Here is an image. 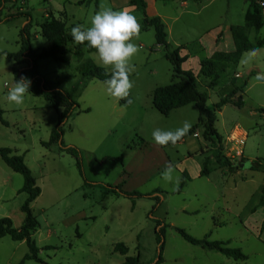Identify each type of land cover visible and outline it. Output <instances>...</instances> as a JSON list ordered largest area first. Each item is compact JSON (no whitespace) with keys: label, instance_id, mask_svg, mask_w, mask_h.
I'll list each match as a JSON object with an SVG mask.
<instances>
[{"label":"rangeland","instance_id":"rangeland-1","mask_svg":"<svg viewBox=\"0 0 264 264\" xmlns=\"http://www.w3.org/2000/svg\"><path fill=\"white\" fill-rule=\"evenodd\" d=\"M79 1L19 0L12 8L8 4L6 10L14 12L20 7L29 11L31 49L39 53L49 46L39 35V24L47 11L66 19L67 25L86 29L97 12L105 8L125 10L127 2L90 0L78 5ZM187 4L184 7L180 0H151L146 8L164 17L172 47L180 38L188 51L196 53V41L205 32L216 31L214 26L244 23L243 0H195ZM128 12L141 24L140 9ZM23 24V19L0 24V108L8 124L0 122V148L23 155L41 190L31 209L39 223L33 239L42 263L27 260L23 264H123L126 256L113 251L117 243L127 247L128 257L138 255L139 264H149L156 261L162 242L160 264H264V207L260 205L264 187V81L255 79L258 73H264V47L256 50L248 62L244 58L250 52L243 54L239 64L229 66L215 87L210 86L209 79L197 75L199 91L208 96V108L224 98L233 84H246L242 93L244 106L238 109L227 104L217 114L214 127L222 137L221 145L205 141L199 126L195 134L162 147L153 141L152 132L175 131L184 122L190 123L192 129L197 125L198 110L189 104L162 116L153 108V91L173 82V68L163 48L155 44L153 30L140 32L132 41L139 48L130 62L134 66L129 77L133 82L129 97L132 103L124 104L110 96L105 83L88 80L77 98L79 108L61 127L63 144L81 151L84 178L96 186L84 183L75 159L58 144L42 146L57 119L47 101L29 93L20 106L6 100L8 90L15 84L13 70L25 66H17L6 57L19 52ZM249 38L252 42L263 39L264 26L258 32L251 30ZM198 56L193 54L184 69L198 70ZM64 58V62L37 60L38 73L63 90L81 79L78 64L88 59L102 67L95 53H85L81 61L73 53ZM237 74L240 77L234 78ZM217 154L233 168L219 165ZM206 160L209 175L200 177ZM256 160L262 169L254 171L250 163ZM166 167L173 169L171 181L162 178ZM8 172L12 173L0 159V219L9 218L16 227L23 223L20 208L26 194L20 191L22 176L12 173L14 177L8 180ZM183 176L184 184L178 191ZM108 186H121L123 191L138 192L143 197L136 199L132 207L131 200L107 193L103 187ZM157 222L164 226L163 238L155 232ZM177 229L197 240L207 237L210 242L228 243V248L239 249L247 260L234 261L191 245ZM27 253L26 246L12 254L11 248L5 246L0 249V264H20Z\"/></svg>","mask_w":264,"mask_h":264},{"label":"trees","instance_id":"trees-1","mask_svg":"<svg viewBox=\"0 0 264 264\" xmlns=\"http://www.w3.org/2000/svg\"><path fill=\"white\" fill-rule=\"evenodd\" d=\"M19 0H0V24L10 22L15 19H23L24 24L19 32L20 50L15 54H6L8 59H12L15 65H25L23 68L13 70L14 82L21 77H27L30 82L29 94L32 96H40L47 101L57 114V122L50 133L49 140L41 143L42 146L48 148L51 145L58 144L60 149L73 157L76 162V167L81 174L86 185L91 184L84 178L82 168V153L79 149L66 146L62 142L61 127L67 122L68 118L76 111L79 106L77 98L80 92L85 88L86 81L97 80L102 83L110 78L111 71L97 66L92 61H86L77 66V71L81 79L75 82L69 90L61 89L56 83L47 81L37 71V60L50 58L55 62H64V56L68 53H73L77 58L83 56L84 52L93 53L94 49L88 48L85 45L76 44L73 42L71 34L66 28V24L54 18L52 11L46 12V17L40 23V35L45 38L49 44L47 49H43L39 53L31 49V29L32 18L29 11H24L17 7L14 12H7L6 7L9 4L10 8L14 7ZM47 2L49 0H43ZM90 0H81L77 4L83 5ZM249 7L244 17V24L242 26H232L230 28L232 40L234 43V50L232 52H215L211 57L200 60L199 63V76L209 79L210 86L215 87L219 84L221 78L227 71L229 66H236L241 61L244 53L259 50L264 47V38L255 39L251 42L248 38L249 32L252 30L258 32L264 26V19L260 12L258 2L260 0H246ZM129 7L141 8L143 11V18L140 24V32L153 30L155 44L161 46L165 52V59L171 64L173 68V82L167 86L158 87L152 94V106L162 116H168L173 110L185 107L189 104H194L198 110V121L189 132L182 137L178 142L191 136L195 130L202 126V137L207 142H215L221 145L222 137L218 134L214 127L217 120V114L221 108L230 104L238 109L244 106L242 93L246 84L236 86L233 84L232 90L224 97L221 98L211 108L206 106L208 96L205 92H201L197 85V76L190 70L184 71L181 66L186 61V57H181L179 48H172L167 42V34L165 26L159 17H149L146 14V0H130ZM139 32V33H140ZM72 45L73 48L67 49V46ZM122 103L127 104L125 100ZM263 112V110H259ZM87 112V111H85ZM3 111L0 108V122L4 126L8 124L2 119ZM220 151V150H219ZM1 161L13 172L18 173L23 178V186L21 192L26 194V199L22 204L20 211L24 218L23 223L19 228L13 227L12 221L9 218L0 219V239L9 237L12 241L20 242L25 241L28 253L23 257L20 264L24 261L32 260L42 263L38 257L40 249L37 247L33 235L39 228V223L31 210V204L39 197L41 190L36 185L35 178L33 177L30 169L24 162L23 155H18L9 148H0ZM224 159V160H223ZM216 161L219 165L226 166L230 170L233 168L228 164L227 160L220 155H216ZM244 162V160H241ZM239 167V166H238ZM251 170L262 169L259 160L250 163ZM185 173V172H184ZM186 174V173H185ZM184 174V176H186ZM209 175L208 162H204L200 177ZM184 176L178 191L181 190L184 184ZM107 193H111L117 197H125L132 202L143 197L138 192H125L121 186L115 188L103 187ZM146 197H152L147 195ZM156 199V197H153ZM158 202V200H157ZM260 205L264 207V187L262 190ZM161 223H156L155 232L163 238L164 226ZM179 235L187 243L200 246L203 249L216 251L223 256L230 258L234 261H245L247 256L244 255L239 249L228 248V243L223 242H210L205 237L202 240H197L189 236L185 231L177 229ZM160 242V241H159ZM163 242L158 247V256L155 262L149 264H160L162 262ZM115 253L126 256L123 264H139V256L128 257V249L123 243H117L114 246Z\"/></svg>","mask_w":264,"mask_h":264},{"label":"clouds","instance_id":"clouds-1","mask_svg":"<svg viewBox=\"0 0 264 264\" xmlns=\"http://www.w3.org/2000/svg\"><path fill=\"white\" fill-rule=\"evenodd\" d=\"M140 32V24L136 17L127 10H113L105 8L97 12L86 29L80 25L71 28L73 42L94 49L102 67L111 69L110 78L104 81L108 94L117 100H125L131 104L130 97L133 82L130 75L134 66L130 63L139 52L133 38ZM255 50L244 58V62L252 60ZM257 81H264V73H258ZM31 82L27 77L15 81L7 94L6 100L10 105L20 106L24 103L30 91ZM191 129V124L184 122L183 126L175 131L156 129L152 132L153 141L162 147L175 145ZM173 169L166 167L162 172L165 181H171Z\"/></svg>","mask_w":264,"mask_h":264},{"label":"crops","instance_id":"crops-1","mask_svg":"<svg viewBox=\"0 0 264 264\" xmlns=\"http://www.w3.org/2000/svg\"><path fill=\"white\" fill-rule=\"evenodd\" d=\"M50 1V0H49ZM48 1V2H49ZM129 1L130 0H127L126 2V5L123 6V8L127 11H131V10H137V9H140V11L142 12L143 14V11L141 8H135V7H129ZM151 0H146V8L148 7L149 3H150ZM181 1V5L184 6V7H187L188 6V2H191V1H195V0H180ZM198 1V0H197ZM115 2V0H114ZM243 5L241 7V16L245 17V14H246V11L249 7V3L246 1V0H243ZM96 4H97V1H96ZM116 4V3H114ZM203 8H201L200 10H202ZM200 11H198L196 14H198ZM146 14L149 16V17H159L161 19V21L163 22L164 26H165V32H166V28H167V25L164 21V17L157 14V13H149V11L147 12L146 11ZM46 17V15H45ZM54 18L56 20H59V21H62L66 24V28L68 29V32L71 33V28L72 27H75L74 24H70V25H67V20H62V19H58L54 16ZM264 19V18H263ZM244 24V23H243ZM242 24V25H243ZM40 25V24H39ZM242 25H235L234 23L232 24H228L227 26L225 27H218V26H214L213 28L216 29V31L212 32V31H208V32H205L204 35L202 37H200L199 40L196 41V53H193L188 51L180 42V38H179V41H174V47H172L170 44H169V40H168V37H169V32L167 34V42L168 44L172 47V48H179L180 49V56L181 57H186V61L182 64L181 68L184 70V71H188L186 69H184V66L185 64L189 63L191 60H193V54H198V59H197V62H198V70L196 71H193V70H190L194 73L195 76L198 75L199 73V63H200V60L204 59V58H209L211 57L215 52H232L234 50V43H233V40H232V36H231V31H230V28L232 26H242ZM212 32V33H210ZM250 33V32H249ZM39 35H40V30H39ZM248 38H249V34H248ZM250 40V38H249ZM251 41V40H250ZM252 42V41H251ZM254 42V41H253ZM86 52H84L85 54ZM95 53V52H93ZM83 54V56H84ZM90 54V53H88ZM245 54V53H244ZM82 57L80 58H77L75 57L78 61H81L82 60ZM86 61H90V60H86ZM84 61V62H86ZM79 65V64H78ZM254 73L253 71L250 72V74ZM238 77L234 76V78H239L240 75L237 74ZM71 88V87H70ZM69 88V89H70ZM68 89V90H69ZM57 120L55 121V124H56ZM55 126V125H54ZM54 128V127H53ZM52 128V129H53ZM51 129V131H52ZM50 131V133H51ZM50 133H49V137H50ZM196 133V132H195ZM193 133V134H195ZM192 134V135H193ZM219 134V133H218ZM49 137H48V140H49ZM232 137V136H231ZM201 150V148H200ZM7 167V166H6ZM8 168V167H7ZM12 171V170H10ZM3 172V171H2ZM4 173L6 174V172L4 171ZM9 173V174H8ZM7 173V176H8V180H11L12 177H14V174L12 173H15L12 171L11 172H8ZM187 173V172H186ZM188 175V174H187ZM199 176H200V173H199ZM189 177V176H188ZM189 180V179H188ZM23 186V185H22ZM37 200V199H36ZM36 200L34 202H36ZM34 202L31 204V206L34 204ZM32 210V209H31ZM33 213V212H32ZM22 225V224H21ZM20 225V226H21ZM20 226H16L15 228H19ZM37 232V231H36ZM35 232V233H36ZM5 246H8V249L11 248V254H12V251L14 252L15 250H18L20 249L21 246H26V243L25 241H20V242H15V241H12L9 237H4L2 239H0V249L1 248H4ZM25 256V255H24ZM10 264V263H8Z\"/></svg>","mask_w":264,"mask_h":264},{"label":"built area","instance_id":"built-area-1","mask_svg":"<svg viewBox=\"0 0 264 264\" xmlns=\"http://www.w3.org/2000/svg\"><path fill=\"white\" fill-rule=\"evenodd\" d=\"M258 6H259L260 12L262 14V17L264 18V0H260L258 2Z\"/></svg>","mask_w":264,"mask_h":264},{"label":"water","instance_id":"water-1","mask_svg":"<svg viewBox=\"0 0 264 264\" xmlns=\"http://www.w3.org/2000/svg\"><path fill=\"white\" fill-rule=\"evenodd\" d=\"M243 166V164H239V167H242Z\"/></svg>","mask_w":264,"mask_h":264}]
</instances>
